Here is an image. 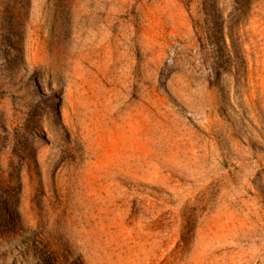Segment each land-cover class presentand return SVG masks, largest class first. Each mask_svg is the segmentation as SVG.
<instances>
[{"label":"rangeland","instance_id":"obj_1","mask_svg":"<svg viewBox=\"0 0 264 264\" xmlns=\"http://www.w3.org/2000/svg\"><path fill=\"white\" fill-rule=\"evenodd\" d=\"M0 264H264V0H0Z\"/></svg>","mask_w":264,"mask_h":264}]
</instances>
